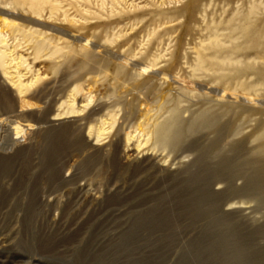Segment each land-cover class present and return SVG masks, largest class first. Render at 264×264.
Returning a JSON list of instances; mask_svg holds the SVG:
<instances>
[{"label":"rangeland","instance_id":"rangeland-1","mask_svg":"<svg viewBox=\"0 0 264 264\" xmlns=\"http://www.w3.org/2000/svg\"><path fill=\"white\" fill-rule=\"evenodd\" d=\"M35 1L84 40L0 24V264H264V0Z\"/></svg>","mask_w":264,"mask_h":264},{"label":"bare ground","instance_id":"bare-ground-1","mask_svg":"<svg viewBox=\"0 0 264 264\" xmlns=\"http://www.w3.org/2000/svg\"><path fill=\"white\" fill-rule=\"evenodd\" d=\"M30 2H36V1L35 0H33V1L30 0ZM33 4L34 3H32V6H33ZM34 6L36 7V3H35ZM39 6H40V4H39ZM35 7H31L30 8L32 10L31 13L33 15V17L31 19L32 20L34 19L35 21H37L36 17H41V15H40L41 14L40 13L41 11L39 10V8H37V7L35 8ZM40 9H42V8H40ZM257 9H258V7L257 6H254L250 10V12L253 13ZM13 15H14V13H13ZM17 22H18V20L14 19V18H10V17H7V16H0V24H1L2 27L8 28V27H13V26H18ZM249 27L250 26H246L245 27V30H247L248 33H249V35H250V34H253V32L250 30ZM62 36H64V35H62ZM64 37H66V36H64ZM78 43H80V42H78ZM44 49H45V44L44 43H37V45H36V51L38 53H40ZM0 63L1 64L4 63V55H2V54L0 55ZM196 125H197L196 128L203 129V130H208V131L216 130V132H219V131H222L224 129V127L223 128L222 127L219 128V125H220L219 124V119L217 117H215L214 115H209V113H207V112L200 113V115H198V119H197L196 123H195V120H194V124L191 127H189V129H191L193 131L194 126H196ZM196 131L199 132L198 130H195V132ZM191 133H194V132H191ZM153 134H154V137H155V143L158 146L160 145V147L162 146V147H165L166 148V147H169V146H176V145H178L179 142H181V140L184 138L183 128H182V125L180 123V119H179V116H178V110L177 109H174L172 111L171 116L167 120H165L161 124H157L155 126L154 130H153ZM260 138H262V139H260V141L261 142H264V130H263V133L260 135ZM260 151L262 153L259 155V157L264 158L263 157L264 156V145L260 148ZM250 160H251L250 158L249 159H246L243 162V166L244 165L245 166L248 165V167H249L248 169L249 170H250V168L254 170V176L252 178H254L255 181L253 180V182H252V180H251L252 184L250 185L249 190L247 188H244L241 191H243L244 193H249V194H252V193L254 194V192H256V193H259L257 195L264 196V159L261 160V161H257V160L250 161ZM251 173H253V172H251ZM235 178L243 180V177H237L236 176ZM220 181L221 180H219V182ZM233 190H235V189L233 188ZM238 193H239V190H238Z\"/></svg>","mask_w":264,"mask_h":264},{"label":"water","instance_id":"water-1","mask_svg":"<svg viewBox=\"0 0 264 264\" xmlns=\"http://www.w3.org/2000/svg\"><path fill=\"white\" fill-rule=\"evenodd\" d=\"M10 18H14L16 20H18L19 22H22V23H26V24H29V25H36L38 26L39 28L43 29V30H48L52 33H55V34H59V35H66L67 38H69L70 40H72L73 42H83V38H80V37H77V38H72L69 33L61 30V29H57V28H54L50 25H47V24H40L38 21H35V20H32V19H29V18H26V17H23V16H12V15H9Z\"/></svg>","mask_w":264,"mask_h":264}]
</instances>
